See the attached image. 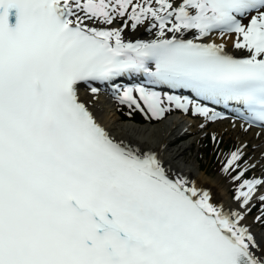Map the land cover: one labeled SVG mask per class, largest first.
Masks as SVG:
<instances>
[{"label": "bare ground", "instance_id": "obj_1", "mask_svg": "<svg viewBox=\"0 0 264 264\" xmlns=\"http://www.w3.org/2000/svg\"><path fill=\"white\" fill-rule=\"evenodd\" d=\"M74 1L76 5L72 7L71 10L74 15L81 19L78 14L81 13L84 20H86L84 21L85 24L91 26L102 25V20L96 17V10L93 8L83 10L78 1ZM196 1L197 0H173L170 1V3L171 7L182 4L185 10L184 13L188 14L190 12L191 14ZM68 2H70V0H64V3ZM177 16L178 18L175 21L171 19L169 23L164 22L160 25H153V21H156L153 18L149 22L151 27H149L147 23L148 18L137 21L136 23L138 24H133L132 21L126 20L123 24H120V26L117 25L118 33L114 32L113 34L118 37L120 43L122 42V44L130 46L143 42L145 39H154L160 36L165 37L170 34H174V36L188 35L196 40L201 39L195 31V22L192 19H189L186 25L185 21L179 20V14ZM185 25L186 27L184 28ZM211 37L212 36H209L202 40L211 41ZM213 41L219 46L221 45L229 53L243 52L249 46L246 41L240 40V35L236 37L234 33L223 34L220 38H218V35H215ZM86 97L88 100L91 99L92 106L98 118L107 126L110 134L115 137L119 143L136 153V155L141 156V158L144 157L146 161H152L151 163L153 166H162L161 169L168 174H175V179L180 188L190 192L199 186L211 187L210 208L222 211L225 214H227L226 212L228 211L230 214L228 213L227 215L230 216V219H234L235 222L240 221L242 224L250 227V234L246 237L249 246L248 250L251 251V257H253L254 262L257 264H264V232L260 230L262 228L254 227L255 223L253 224V219L249 216V206L256 199L258 200L260 196L264 197V173L255 180H248L247 185L244 183L242 186L243 188L238 190L234 197L231 191L232 187L229 188L230 186L223 182L222 174L210 175L205 167H201L200 164L195 163V158H191L186 154L187 150L191 148L192 142L197 137L195 134H192L186 138H179L181 135L186 134V131H188L186 129L190 127L186 116L179 114L160 119L155 126L153 125L154 127L147 126V124H145V126H139V123L133 122L132 120L121 119L119 114L116 113V110L112 111L109 107L111 102L107 100L104 94H90L86 95ZM245 126V124H239L237 121L227 123V127L233 134L235 133L243 140L252 139L255 143L262 144L264 148V134L258 137L262 140L258 141L256 138L260 129L251 128L247 131L248 133H245ZM184 127L186 129L183 130ZM192 128L197 129L196 126ZM218 130L221 131L222 129L218 128ZM233 158H236V155L233 156ZM193 159H195V161ZM261 177H263V179H261ZM261 181H263V183H261ZM249 182H255L258 186L259 183L262 185H260L258 189L254 184H249ZM218 204H220L221 207H218Z\"/></svg>", "mask_w": 264, "mask_h": 264}, {"label": "rangeland", "instance_id": "obj_2", "mask_svg": "<svg viewBox=\"0 0 264 264\" xmlns=\"http://www.w3.org/2000/svg\"><path fill=\"white\" fill-rule=\"evenodd\" d=\"M226 122V121H225ZM225 122H219V123H213L211 126H210V128H213L212 129V131L215 133V134H217V135H220V137H219V140H218V142L219 143H221L222 145L224 144L225 145V143L227 142V143H229L230 145H232V143L235 145V146H240L238 143H239V141L240 140H236V137H237V135L234 133L233 134V132H231L230 130H228V128L226 127L227 126V122L225 123ZM140 125L139 126H141V125H144L145 126V124H141V123H139ZM147 124V126H155V124H151V123H146ZM153 126V127H154ZM218 128H221L222 130H224L225 129V131H224V133H220V131L218 130ZM227 128V129H226ZM202 133H203V131H198V134H197V136L199 137L198 139H196V141H195V143L194 144H192V146H191V148L189 149V150H187V152H186V154L188 155V156H190L191 158H195L196 159V161H195V159H193L194 161H195V163H197V164H200L201 165V167H205V169L208 171V173L210 174V175H220V174H222V180H223V182L226 184V185H228V186H230L229 188H231L232 186L230 185L231 184V179L233 178L232 176H231V174H229V172H230V170L227 172V169H229V164L230 163H225V167L222 169V171H224L225 169H226V174L224 173V172H221L220 171V169H218V166L217 167H215V165H213L212 163H211V161H209L208 162V158H209V156H210V154L209 153H207L206 152V148L208 149V145H207V143H205V142H201V136H202ZM220 133V134H219ZM248 133V132H247ZM191 138V137H190ZM194 138V137H193ZM235 139V140H234ZM188 140H190V139H188ZM188 140H185V141H188ZM252 140V139H251ZM257 140L258 141H260V140H262V139H260V138H257ZM253 142H254V144H253V142H251V143H249V144H247V151H249V149H250V151H249V153H247V154H245L244 156H246V158H245V161H244V163H247L248 161H250V162H254V160H257L258 159V157H260V155H261V153L259 152V150L261 149V148H263V147H259L258 146V144H257V142L255 143V141L254 140H252ZM183 143V142H182ZM216 143V139L213 141V144L211 143V145H213L214 146V144ZM259 145H261L262 146V144H260L259 143ZM254 146V147H253ZM255 146H258V147H255ZM236 149H237V147H236ZM244 152H246V151H244ZM226 154V153H225ZM224 154V155H225ZM227 155V154H226ZM236 154H234L233 156H235ZM262 162H264V158L262 159V161H259V162H257L258 163V165L260 164V163H262ZM247 165H248V163H247ZM198 166V165H197ZM255 171L256 170H253V172L255 173ZM251 173H252V171H251ZM263 172L261 171V172H259V174L257 173V177L256 178H250L249 180H255V179H257L258 177H260L261 176V174H262ZM243 185H244V183H243ZM242 185V186H243ZM234 189H236V186H235V188ZM233 189V190H234ZM241 188H238V189H236V190H234L233 192H234V194H233V192H232V195H234V197L236 196V193L238 192V190H240ZM262 206H264V204H262ZM262 208L261 207H259L258 209H250V211H249V216H251V218L253 219V224H254V227H257V228H261V226H262V222H263V220H261L260 221V217H259V213H260V215L262 214V210H261ZM263 217V216H262ZM256 219V220H255ZM260 230H262L263 232H264V228H262V229H260Z\"/></svg>", "mask_w": 264, "mask_h": 264}]
</instances>
